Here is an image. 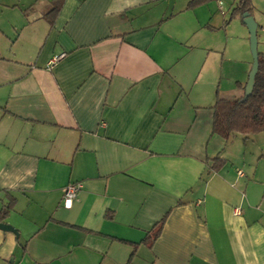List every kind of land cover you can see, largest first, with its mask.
I'll use <instances>...</instances> for the list:
<instances>
[{"label": "crops", "instance_id": "obj_1", "mask_svg": "<svg viewBox=\"0 0 264 264\" xmlns=\"http://www.w3.org/2000/svg\"><path fill=\"white\" fill-rule=\"evenodd\" d=\"M56 1L0 0V264H264V130L212 132L252 65L240 15Z\"/></svg>", "mask_w": 264, "mask_h": 264}, {"label": "trees", "instance_id": "obj_2", "mask_svg": "<svg viewBox=\"0 0 264 264\" xmlns=\"http://www.w3.org/2000/svg\"><path fill=\"white\" fill-rule=\"evenodd\" d=\"M208 0H190L188 8H194ZM55 7L46 16L49 17L60 8L61 1L54 3ZM252 13L251 0H238L232 9L231 18L242 13ZM264 130V54L258 52V71L255 75L252 93L245 99L243 97L233 100L217 99L213 106L212 132L227 140L235 134H256ZM264 159V151L260 155ZM225 164V160L215 157L209 165L210 171H218ZM6 209L0 211V221L6 216ZM164 219H161L155 227L147 233L142 242H152L160 233Z\"/></svg>", "mask_w": 264, "mask_h": 264}, {"label": "water", "instance_id": "obj_3", "mask_svg": "<svg viewBox=\"0 0 264 264\" xmlns=\"http://www.w3.org/2000/svg\"><path fill=\"white\" fill-rule=\"evenodd\" d=\"M172 2V0L169 1V7H171ZM242 22L249 33V48L252 56V65L244 88L243 99H245L252 93L255 75L258 71L257 23L249 12L242 13ZM0 229L16 233V230L6 223L0 222Z\"/></svg>", "mask_w": 264, "mask_h": 264}, {"label": "rangeland", "instance_id": "obj_4", "mask_svg": "<svg viewBox=\"0 0 264 264\" xmlns=\"http://www.w3.org/2000/svg\"><path fill=\"white\" fill-rule=\"evenodd\" d=\"M211 1H214V3L217 5V0H211ZM221 1L223 4L222 6L224 8V11L227 15V20H230L231 14L229 13L230 11L227 12V10L228 8L234 6L238 0H221ZM207 2L209 3V1ZM251 5H252V16L254 17L256 23L258 24L257 40L259 41V45L257 48L258 51H261L263 49L262 42L264 43V0H251ZM230 30L231 32L234 31L236 34L238 30L244 31L245 38H247L246 39L247 45L249 44L248 30L239 18L238 19L236 18V20L232 21L230 25Z\"/></svg>", "mask_w": 264, "mask_h": 264}, {"label": "built area", "instance_id": "obj_5", "mask_svg": "<svg viewBox=\"0 0 264 264\" xmlns=\"http://www.w3.org/2000/svg\"><path fill=\"white\" fill-rule=\"evenodd\" d=\"M80 188L81 185L78 182H73L66 185L61 199V204L65 209L71 208L73 200L75 199Z\"/></svg>", "mask_w": 264, "mask_h": 264}]
</instances>
